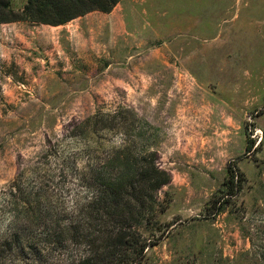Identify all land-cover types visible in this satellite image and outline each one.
Instances as JSON below:
<instances>
[{"label":"rangeland","instance_id":"374dc122","mask_svg":"<svg viewBox=\"0 0 264 264\" xmlns=\"http://www.w3.org/2000/svg\"><path fill=\"white\" fill-rule=\"evenodd\" d=\"M66 25L0 23V236L71 210L114 150L156 152L171 182L143 264H264V0H121Z\"/></svg>","mask_w":264,"mask_h":264},{"label":"trees","instance_id":"16d2710c","mask_svg":"<svg viewBox=\"0 0 264 264\" xmlns=\"http://www.w3.org/2000/svg\"><path fill=\"white\" fill-rule=\"evenodd\" d=\"M120 1L28 0L15 12L9 0H2L9 16L0 23L31 21L58 27L92 11L110 13ZM252 150L250 144L247 152ZM157 160L156 152L114 150L103 163L89 164L79 177L86 196L71 210L37 206L33 213L17 214L0 236V264H143L147 249L162 238L146 240L141 228L166 211L159 193L171 182ZM227 171L226 196L232 199L243 190L245 178L235 165Z\"/></svg>","mask_w":264,"mask_h":264},{"label":"crops","instance_id":"0c3cea01","mask_svg":"<svg viewBox=\"0 0 264 264\" xmlns=\"http://www.w3.org/2000/svg\"><path fill=\"white\" fill-rule=\"evenodd\" d=\"M54 29H60V30H58V31H60V33H61V31H64V29H66L67 33H70L72 35H74V33H75V29L71 30V28H69L67 25L54 27ZM56 32H57V30H56ZM64 36L66 37V39H69V35L68 34H65ZM54 43L56 44V48L54 49L55 50L54 51V56H55V52H57L58 54L59 53L61 54V46H59L60 43H61V39L60 38H56L54 40Z\"/></svg>","mask_w":264,"mask_h":264}]
</instances>
